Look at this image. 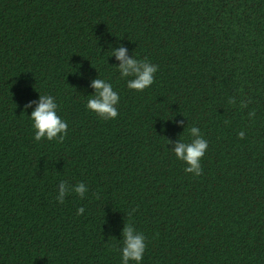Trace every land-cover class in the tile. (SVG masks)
Returning <instances> with one entry per match:
<instances>
[{
	"label": "trees",
	"instance_id": "trees-1",
	"mask_svg": "<svg viewBox=\"0 0 264 264\" xmlns=\"http://www.w3.org/2000/svg\"><path fill=\"white\" fill-rule=\"evenodd\" d=\"M109 44L159 65L154 84L129 90ZM99 75L115 120L85 107ZM39 93L63 141L34 140ZM192 125L200 176L170 151ZM60 180L87 197L60 204ZM133 209L143 264H264V0H0V264H120Z\"/></svg>",
	"mask_w": 264,
	"mask_h": 264
},
{
	"label": "clouds",
	"instance_id": "clouds-1",
	"mask_svg": "<svg viewBox=\"0 0 264 264\" xmlns=\"http://www.w3.org/2000/svg\"><path fill=\"white\" fill-rule=\"evenodd\" d=\"M109 48L110 50L106 52L108 60L110 57L115 56L116 60L119 61L118 65L113 66L119 72L120 79L126 82L129 90L143 92L154 84L155 74L159 70V65L153 64L146 57L140 59L134 53L129 56V50L123 45L116 48L109 44ZM91 87L94 89V93L89 95L85 105L86 109L104 121L117 119L119 116L120 94L115 90L110 79L102 78L99 75L98 78L92 80ZM228 102L235 104L236 100L235 98H230ZM33 105H35L34 108ZM241 107L246 108L247 103L241 101ZM30 108L33 110L28 116L36 142H40L43 139L63 141L67 137L68 122L59 114V105L56 97L39 93L38 101H29L25 105L26 111ZM254 115V112L249 113L250 117ZM177 123L179 126L184 127L183 121ZM187 132L191 139L185 141L182 137L179 138L174 142V147L170 148V151L177 160L185 164L184 172L186 174L190 173L194 176H200L203 171L202 159L208 149V141L204 138L201 129L196 125L187 128ZM238 135L240 139H243L245 132L240 131ZM170 142L173 143L172 141ZM88 192L89 188L83 181L73 185L68 180H60L55 200L63 204L66 197L72 194L83 200L87 197ZM84 212V207L77 209V215H83ZM134 212L135 209L128 213L129 219L125 222L121 232L120 264H143L147 238L144 233L136 228L132 219Z\"/></svg>",
	"mask_w": 264,
	"mask_h": 264
}]
</instances>
